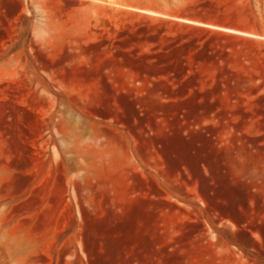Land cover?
<instances>
[{
  "label": "rangeland",
  "instance_id": "obj_1",
  "mask_svg": "<svg viewBox=\"0 0 264 264\" xmlns=\"http://www.w3.org/2000/svg\"><path fill=\"white\" fill-rule=\"evenodd\" d=\"M192 1L0 0V264H264V34L156 57Z\"/></svg>",
  "mask_w": 264,
  "mask_h": 264
},
{
  "label": "trees",
  "instance_id": "obj_2",
  "mask_svg": "<svg viewBox=\"0 0 264 264\" xmlns=\"http://www.w3.org/2000/svg\"><path fill=\"white\" fill-rule=\"evenodd\" d=\"M176 15L156 17L158 23L152 28L155 32L149 37L156 43L155 50L161 46L162 50L155 53L156 57L167 58L170 61L177 55L180 64H187L189 56L199 61L200 56L213 60L217 54L227 55L228 47L222 44L221 40L256 41L233 30L264 34V0L258 7L252 1L237 3L236 0H193L184 5ZM186 19L232 31L211 28ZM181 51L184 53L179 55ZM173 63L175 60L170 65ZM158 64L160 63L153 65ZM189 78L186 77V73L180 75L179 87L186 85ZM164 85L169 88L168 85Z\"/></svg>",
  "mask_w": 264,
  "mask_h": 264
},
{
  "label": "bare ground",
  "instance_id": "obj_3",
  "mask_svg": "<svg viewBox=\"0 0 264 264\" xmlns=\"http://www.w3.org/2000/svg\"><path fill=\"white\" fill-rule=\"evenodd\" d=\"M146 12L153 13V14H160V13H156V12H153V11H146Z\"/></svg>",
  "mask_w": 264,
  "mask_h": 264
}]
</instances>
